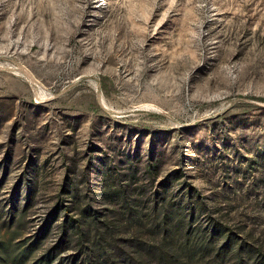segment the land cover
<instances>
[{
  "label": "rangeland",
  "instance_id": "374dc122",
  "mask_svg": "<svg viewBox=\"0 0 264 264\" xmlns=\"http://www.w3.org/2000/svg\"><path fill=\"white\" fill-rule=\"evenodd\" d=\"M2 244L261 264L264 0H0Z\"/></svg>",
  "mask_w": 264,
  "mask_h": 264
},
{
  "label": "trees",
  "instance_id": "16d2710c",
  "mask_svg": "<svg viewBox=\"0 0 264 264\" xmlns=\"http://www.w3.org/2000/svg\"><path fill=\"white\" fill-rule=\"evenodd\" d=\"M72 227H75V226H72ZM79 229H82V228H79ZM67 231H68V228L67 226L64 227V235H67ZM220 233L221 234H224V230H221L220 229ZM82 236L84 237V233H82ZM82 239V238H81ZM229 241H230V238H228ZM3 246H0V262H5L6 260L3 259V255L4 256H7L8 253H9V247H7L5 244H2ZM58 248V247H56ZM167 250L170 251L172 249V246H166ZM174 248V247H173ZM161 250L164 251V249L161 248ZM55 251V250H54ZM53 250L52 251H49L46 256H44L43 260L39 262V264H50L54 261L55 257H53ZM107 249L106 247H103V251H102V254H100L97 258V260L95 261L94 264H115V262H110L108 257H107ZM32 249L31 248H28L26 250H24L21 254H20V260L21 261H24L25 259H27L30 255H32ZM264 263V261L261 262V264ZM1 264V263H0Z\"/></svg>",
  "mask_w": 264,
  "mask_h": 264
},
{
  "label": "bare ground",
  "instance_id": "6f19581e",
  "mask_svg": "<svg viewBox=\"0 0 264 264\" xmlns=\"http://www.w3.org/2000/svg\"><path fill=\"white\" fill-rule=\"evenodd\" d=\"M35 89V88H34Z\"/></svg>",
  "mask_w": 264,
  "mask_h": 264
}]
</instances>
